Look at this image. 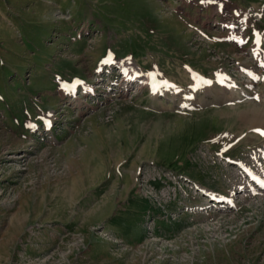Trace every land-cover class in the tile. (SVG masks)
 <instances>
[{
	"label": "rangeland",
	"instance_id": "obj_1",
	"mask_svg": "<svg viewBox=\"0 0 264 264\" xmlns=\"http://www.w3.org/2000/svg\"><path fill=\"white\" fill-rule=\"evenodd\" d=\"M186 3L0 0V264H264V193L232 162L264 181V68L251 55L264 0L226 2L247 20L244 46L214 38L215 9ZM110 56L179 91L222 72L259 99L215 102L220 85L188 106L123 92L117 66L97 72ZM76 81L100 87L64 93Z\"/></svg>",
	"mask_w": 264,
	"mask_h": 264
},
{
	"label": "bare ground",
	"instance_id": "obj_2",
	"mask_svg": "<svg viewBox=\"0 0 264 264\" xmlns=\"http://www.w3.org/2000/svg\"><path fill=\"white\" fill-rule=\"evenodd\" d=\"M186 1H189V0H186ZM188 5H189V3H186L183 6L182 10L184 12L187 11ZM206 5H209V4H206ZM245 16H246V13H245ZM202 33L204 35H206V33H204V32H202ZM258 39H259V42L262 43V41L264 40V37L259 35ZM260 45H257L258 48H254V50L252 52L253 54L255 52H257V54H256L257 59H258L257 55L260 54V47H259ZM112 59H113V57H111L109 60L105 61L104 64H101V67L102 66L104 67L106 65L107 66L112 65V62H111ZM117 66L121 69V72L123 73L122 85H121V90L123 92L131 89L135 84L138 86H141L142 88L145 86H149V88L153 91L152 95L154 96V98H158L160 95H164L172 101H178L179 100L181 106L192 105L196 101H198L197 104L206 103V101L210 97H214V89L213 88L217 87L218 85L221 86V89L219 92L215 93V98H214L215 102H217V101L231 102V100L237 98L236 94L238 91L241 94H247V95H253L254 96V92L250 93V91L248 89L242 90L243 88L239 87L240 85L238 84L239 83V81H237L238 79L234 76H231V80H230L228 75H226V77L224 78V83L222 84V83L217 82L218 75H217L216 79H212V80L210 79L209 81H207V80H205V77H206L205 75L194 74L191 78V83L189 84V88L187 87V90H181L180 92H177L176 89L178 88V86L176 83H168V85H166V86L154 85L153 84L154 79L150 78V72H146L143 69H140L138 67V65L136 63H134L133 61H131L130 59L120 60L119 64ZM102 71L103 72H101V74L106 73L104 69ZM241 71L252 75L255 80L259 76V75L257 76L258 73L255 71V69L251 68V67L250 68L241 67ZM97 72H100L99 69L97 70ZM228 81H232V84H230L229 86L226 87V83H228ZM111 82H114V80L111 79ZM196 82L200 83L201 85H200L199 89L194 90L192 88V86ZM108 84H110V82ZM108 84H105V85L108 86ZM99 87L100 86H97L95 88L89 81H83L82 82V91L84 93L94 94L96 92V89H98ZM232 88H234V90H231ZM252 88H253V83L249 84V89H252ZM63 90L65 91L64 93H67L69 95H72V96L76 95V94H74V88L72 86H70V87L67 86V89L63 88ZM199 93H202L203 97L199 100H196L197 94H199ZM218 97H219V99H218ZM253 115L258 120V122L260 124H264V109L263 108H256L253 111ZM240 166L243 167L245 165L240 164ZM247 175L249 176L250 183H251L249 185V187L253 191L254 190H260L261 193H264V181L261 180L258 176L254 175L252 172L248 171ZM204 188L209 193H212L208 190V189H210L209 187H204ZM215 195H217V194H215ZM214 200L218 202V201H220V198L214 197ZM227 202L228 203H223V204L219 203V206L230 207L231 205H235V203L231 199H228Z\"/></svg>",
	"mask_w": 264,
	"mask_h": 264
},
{
	"label": "snow or ice",
	"instance_id": "obj_3",
	"mask_svg": "<svg viewBox=\"0 0 264 264\" xmlns=\"http://www.w3.org/2000/svg\"><path fill=\"white\" fill-rule=\"evenodd\" d=\"M262 134H264V133H262Z\"/></svg>",
	"mask_w": 264,
	"mask_h": 264
}]
</instances>
